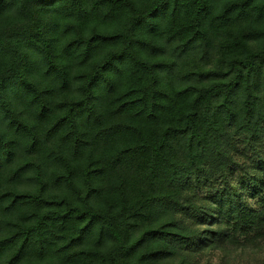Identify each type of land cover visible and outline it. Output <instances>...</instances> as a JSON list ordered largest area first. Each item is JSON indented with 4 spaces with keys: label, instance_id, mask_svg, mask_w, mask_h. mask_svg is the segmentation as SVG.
I'll return each mask as SVG.
<instances>
[{
    "label": "trees",
    "instance_id": "trees-1",
    "mask_svg": "<svg viewBox=\"0 0 264 264\" xmlns=\"http://www.w3.org/2000/svg\"><path fill=\"white\" fill-rule=\"evenodd\" d=\"M262 246L264 0H0V264Z\"/></svg>",
    "mask_w": 264,
    "mask_h": 264
},
{
    "label": "rangeland",
    "instance_id": "rangeland-1",
    "mask_svg": "<svg viewBox=\"0 0 264 264\" xmlns=\"http://www.w3.org/2000/svg\"><path fill=\"white\" fill-rule=\"evenodd\" d=\"M199 261L200 264H264V246L255 250L205 251Z\"/></svg>",
    "mask_w": 264,
    "mask_h": 264
},
{
    "label": "clouds",
    "instance_id": "clouds-1",
    "mask_svg": "<svg viewBox=\"0 0 264 264\" xmlns=\"http://www.w3.org/2000/svg\"><path fill=\"white\" fill-rule=\"evenodd\" d=\"M162 215H166V214H162ZM179 217L178 216H176V217H173L172 219H178Z\"/></svg>",
    "mask_w": 264,
    "mask_h": 264
}]
</instances>
